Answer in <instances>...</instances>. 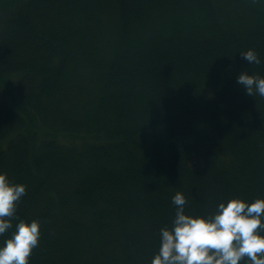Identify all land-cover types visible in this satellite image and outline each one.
I'll list each match as a JSON object with an SVG mask.
<instances>
[{"label":"trees","instance_id":"16d2710c","mask_svg":"<svg viewBox=\"0 0 264 264\" xmlns=\"http://www.w3.org/2000/svg\"><path fill=\"white\" fill-rule=\"evenodd\" d=\"M240 71L264 75V0H0V171L27 186L13 225L40 222L29 264H151L176 191L192 214L264 197V96Z\"/></svg>","mask_w":264,"mask_h":264},{"label":"clouds","instance_id":"9594fccd","mask_svg":"<svg viewBox=\"0 0 264 264\" xmlns=\"http://www.w3.org/2000/svg\"><path fill=\"white\" fill-rule=\"evenodd\" d=\"M241 53L249 64L259 63L253 49ZM236 79L248 94L264 96V75L240 71ZM26 190L24 183L0 171V264H29L39 244L38 219L16 218L13 225L17 202ZM172 202L175 216L170 227H161L151 264H240L245 258L248 264H264V197L221 199L209 214L186 212L182 191L173 194Z\"/></svg>","mask_w":264,"mask_h":264},{"label":"rangeland","instance_id":"374dc122","mask_svg":"<svg viewBox=\"0 0 264 264\" xmlns=\"http://www.w3.org/2000/svg\"><path fill=\"white\" fill-rule=\"evenodd\" d=\"M157 4V3H156ZM8 41V39H6V42ZM113 88H114V86L112 87V88H110V89H112L113 90ZM136 97H137V93H136ZM61 114V116H64V114H62V113H60ZM126 118V120L127 121H130L131 119H132V117H125ZM134 120V119H133ZM138 120H140V119H138ZM147 122H149L148 120H146ZM157 155V153H155V156ZM156 158V157H155ZM154 164V163H153ZM137 183V182H136ZM140 183H142V182H140Z\"/></svg>","mask_w":264,"mask_h":264}]
</instances>
